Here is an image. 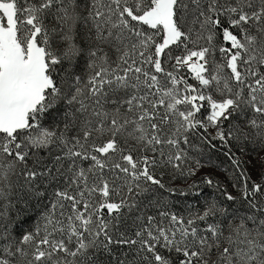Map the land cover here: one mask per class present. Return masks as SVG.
<instances>
[{
	"label": "snow or ice",
	"instance_id": "snow-or-ice-1",
	"mask_svg": "<svg viewBox=\"0 0 264 264\" xmlns=\"http://www.w3.org/2000/svg\"><path fill=\"white\" fill-rule=\"evenodd\" d=\"M0 264H264V0H0Z\"/></svg>",
	"mask_w": 264,
	"mask_h": 264
},
{
	"label": "trees",
	"instance_id": "trees-1",
	"mask_svg": "<svg viewBox=\"0 0 264 264\" xmlns=\"http://www.w3.org/2000/svg\"><path fill=\"white\" fill-rule=\"evenodd\" d=\"M244 159H249V157H245ZM202 163L206 164V169H212L214 173H212L214 176L218 177L221 181L225 179V172L222 170L224 168H230V164L228 159L220 154L219 152L212 154L210 157L206 156L202 158ZM191 179H197L195 177L190 178ZM183 178H177L174 181H171V183L176 187H182L183 186ZM210 191V190H209ZM172 201L175 203L176 207L173 210H179L181 209L188 201H185V199L179 195H175L172 197Z\"/></svg>",
	"mask_w": 264,
	"mask_h": 264
},
{
	"label": "rangeland",
	"instance_id": "rangeland-1",
	"mask_svg": "<svg viewBox=\"0 0 264 264\" xmlns=\"http://www.w3.org/2000/svg\"><path fill=\"white\" fill-rule=\"evenodd\" d=\"M206 171H210V172L214 173V171L212 169H206Z\"/></svg>",
	"mask_w": 264,
	"mask_h": 264
}]
</instances>
